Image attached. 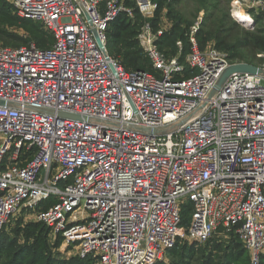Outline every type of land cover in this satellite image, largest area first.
<instances>
[{"label": "built area", "instance_id": "built-area-1", "mask_svg": "<svg viewBox=\"0 0 264 264\" xmlns=\"http://www.w3.org/2000/svg\"><path fill=\"white\" fill-rule=\"evenodd\" d=\"M7 1L42 23L53 44L0 45V231L26 212L73 256L156 264L178 240L205 243L223 229L260 264L264 73L222 81L241 63L200 49V21L185 64L181 53L169 59L159 50L163 30L146 24L155 74L129 72L107 49L111 22L133 17L121 0ZM136 3L154 17L153 0ZM252 6L264 12V1ZM187 68L195 74L184 78Z\"/></svg>", "mask_w": 264, "mask_h": 264}, {"label": "trees", "instance_id": "trees-1", "mask_svg": "<svg viewBox=\"0 0 264 264\" xmlns=\"http://www.w3.org/2000/svg\"><path fill=\"white\" fill-rule=\"evenodd\" d=\"M121 1L133 11V17H130L127 13H120L111 22L108 29L107 49L109 54L118 60L125 70L129 72L145 71L155 74L148 54L141 47L139 36L146 24H150L152 32L157 33L160 30L163 15L171 22L172 27L158 38L156 44L159 50L171 59L178 56L179 49L176 43L180 39L179 41L183 43L180 61L185 64L186 57L192 49L187 33L193 21L181 7V0H153L157 8L154 17L151 19H147L142 15L136 0ZM194 2L196 3L194 12H197L196 14L200 11L204 13L202 26L196 34L201 50H205L206 45L213 42L214 47L225 52L232 63H247L258 67L264 64V12L253 13L257 24L254 31H249L230 16L228 0H194ZM16 14V10L10 3L6 0H0L1 46L20 48L33 43L39 48L46 49L53 44V36L40 22H37L39 25L33 26L28 35L22 34L19 29L29 23H35V21L23 19ZM258 24H260L259 27H257ZM194 74L193 71L187 68L184 78H189ZM55 202V200L47 202L44 208L50 207ZM187 207L193 212V208L189 204H187ZM182 218L183 225H188V220L184 219L183 211ZM32 227L34 229L48 228L42 223H36ZM27 232L32 236L35 231L29 230ZM2 236L4 238V235ZM46 248L47 245L43 240L40 239L36 242L34 249L39 258H42ZM247 258H249V254L238 235L235 232L226 234L223 229H219L217 234L205 244L178 240L176 245L168 250L166 257L156 264H237L242 260L248 263ZM42 260L47 262L46 258ZM261 261L264 264V254ZM48 263L98 264L91 257L86 259L76 257L66 263H59L52 259Z\"/></svg>", "mask_w": 264, "mask_h": 264}, {"label": "rangeland", "instance_id": "rangeland-1", "mask_svg": "<svg viewBox=\"0 0 264 264\" xmlns=\"http://www.w3.org/2000/svg\"><path fill=\"white\" fill-rule=\"evenodd\" d=\"M6 2L8 1L6 0ZM228 2H229L228 8H229L230 16L234 18L238 23H240L246 30L254 31L257 23L254 20L253 13L256 14L259 13L257 12L258 10L253 8L252 6V3H254L255 0H228ZM195 6L196 3L194 2V0H181V7L193 21V24L188 30L189 32L187 33L189 39L192 28L200 21L201 22L199 26L200 29L204 18V13L202 11H200L198 14H196L197 12H194ZM239 11L240 12L243 11L242 13L247 15L248 19L246 22L241 21L237 17L236 12ZM16 15L18 16V14ZM250 16H251V20H250ZM193 17L195 18L193 19ZM34 25H39V23L37 22L32 24L29 23L28 25L23 26V28L19 29V31L24 35H28ZM259 26L260 24L257 25V27ZM171 27H172L171 22L167 19L165 15H163L161 17L160 30H163V34H164L165 32H168L171 29ZM142 32L143 31L141 30V34ZM141 34L139 36L140 44L141 47L147 53L145 49L147 47L145 46V43L141 38ZM179 40L176 43V46L179 49L178 55L182 53L183 50V43L182 41ZM179 42L182 43V48L178 45ZM211 47H214L213 42H209L206 45L205 49ZM192 213L193 212L190 211L187 205H183V216L184 219L188 220V225L190 224L189 221L191 220ZM36 223L37 222L35 221V218L32 216V214L23 212L21 214H18L16 217H14L11 223L0 231V264H49L48 262L52 259L59 263H66L76 258V256H73L74 254L70 253V250L63 248V239L61 235L55 234L49 227L48 228L41 227L34 229L32 225H35ZM188 225H183L182 223L181 226L187 228ZM29 230L35 231L33 232L32 236L28 234L27 231ZM2 235H4V238ZM40 239L43 240L47 245V248L44 250L42 254V258H39L36 250L34 249L36 242H38ZM43 258H46L47 262L43 261L42 260ZM247 260L248 263L242 260L237 264H252L250 257L247 258ZM260 264H263L262 261L260 262Z\"/></svg>", "mask_w": 264, "mask_h": 264}, {"label": "water", "instance_id": "water-1", "mask_svg": "<svg viewBox=\"0 0 264 264\" xmlns=\"http://www.w3.org/2000/svg\"><path fill=\"white\" fill-rule=\"evenodd\" d=\"M250 72V73H255V74H263V70L261 68H259L258 66H254V65H250V64H247V63H241L235 67H232L225 75V77L222 79V81L225 80L226 77H228L231 73L233 72ZM214 94V93H213ZM63 117H68V118H76V119H79L78 117H75V116H72V115H67V114H64L62 115ZM193 115H190L188 118H186L183 123H185L186 121H188V119L190 117H192Z\"/></svg>", "mask_w": 264, "mask_h": 264}, {"label": "bare ground", "instance_id": "bare-ground-1", "mask_svg": "<svg viewBox=\"0 0 264 264\" xmlns=\"http://www.w3.org/2000/svg\"><path fill=\"white\" fill-rule=\"evenodd\" d=\"M243 12V11H242ZM242 12H236V15H237V17L241 20V21H244V22H246L247 21V19H248V17H247V15H245V14H243ZM250 20H251V16H250Z\"/></svg>", "mask_w": 264, "mask_h": 264}]
</instances>
